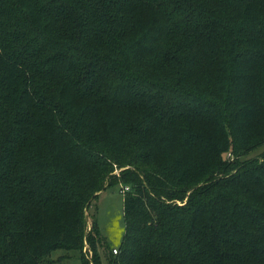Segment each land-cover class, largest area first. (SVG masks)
<instances>
[{"label":"trees","instance_id":"1","mask_svg":"<svg viewBox=\"0 0 264 264\" xmlns=\"http://www.w3.org/2000/svg\"><path fill=\"white\" fill-rule=\"evenodd\" d=\"M263 144L264 0H0V264H90L119 177L105 264H264Z\"/></svg>","mask_w":264,"mask_h":264},{"label":"rangeland","instance_id":"2","mask_svg":"<svg viewBox=\"0 0 264 264\" xmlns=\"http://www.w3.org/2000/svg\"><path fill=\"white\" fill-rule=\"evenodd\" d=\"M224 156L226 157L227 155L224 154ZM122 168L115 169L113 173L119 176ZM117 180L119 182L120 177ZM117 183L112 187L99 190L97 196L91 201L90 206L86 208L87 229H90L92 222L96 219L97 230L99 231L95 237L97 241L95 252L99 257V263L94 262L96 255L92 249H89L90 247H88L87 243H84L81 250L83 256L89 259L90 264H105V253L108 252L110 247L116 248L121 239L124 230L123 191H125V186L121 185L120 182ZM48 258L51 260L48 264H80L81 256L76 249L68 251L56 249L51 252Z\"/></svg>","mask_w":264,"mask_h":264},{"label":"built area","instance_id":"3","mask_svg":"<svg viewBox=\"0 0 264 264\" xmlns=\"http://www.w3.org/2000/svg\"><path fill=\"white\" fill-rule=\"evenodd\" d=\"M124 188H125V189H127L128 187H127V186H125ZM113 251L115 252V251H116V249H115V248H113Z\"/></svg>","mask_w":264,"mask_h":264}]
</instances>
